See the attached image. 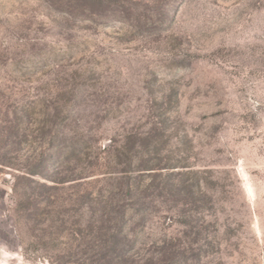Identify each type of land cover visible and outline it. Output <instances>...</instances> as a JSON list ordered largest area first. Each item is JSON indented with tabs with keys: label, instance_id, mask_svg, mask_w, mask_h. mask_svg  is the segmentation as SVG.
I'll return each mask as SVG.
<instances>
[{
	"label": "rangeland",
	"instance_id": "rangeland-1",
	"mask_svg": "<svg viewBox=\"0 0 264 264\" xmlns=\"http://www.w3.org/2000/svg\"><path fill=\"white\" fill-rule=\"evenodd\" d=\"M142 258L264 264V0H0V264Z\"/></svg>",
	"mask_w": 264,
	"mask_h": 264
},
{
	"label": "trees",
	"instance_id": "trees-1",
	"mask_svg": "<svg viewBox=\"0 0 264 264\" xmlns=\"http://www.w3.org/2000/svg\"><path fill=\"white\" fill-rule=\"evenodd\" d=\"M149 171L150 170H138V172H137V175H139V176L135 180V185H136L135 186V190H136L135 192H138L139 191V195H138L139 198L142 196V194H143L142 192L144 190L146 191V190L152 188V185H150V184L147 185L146 187H145V185H143L144 183L140 179H142L144 176H141V178H140V175H148L147 176L148 178H153V179H155L156 177L159 176V175H152V174H154V172L153 173H150ZM155 174H158V173H155ZM127 185H128V182L126 183L125 186L127 187ZM128 188H129V191H130L129 185H128ZM129 191H127V194H130ZM110 239H113L112 242L115 244L117 238H115V236L112 235L110 237ZM142 260H143V258L140 259V260L137 259V261H138L137 264L140 263V262H142ZM110 261H111V259H110ZM112 261L124 263V261H125V255H124V253L119 249V251H117V254L115 255V257H114V259ZM99 262L100 261H98V260L97 261H93L92 260L91 261V264H99Z\"/></svg>",
	"mask_w": 264,
	"mask_h": 264
}]
</instances>
